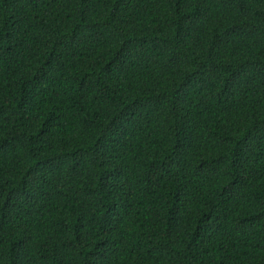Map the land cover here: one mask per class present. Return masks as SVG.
Masks as SVG:
<instances>
[{"label":"trees","instance_id":"trees-1","mask_svg":"<svg viewBox=\"0 0 264 264\" xmlns=\"http://www.w3.org/2000/svg\"><path fill=\"white\" fill-rule=\"evenodd\" d=\"M0 264H264V0H0Z\"/></svg>","mask_w":264,"mask_h":264}]
</instances>
